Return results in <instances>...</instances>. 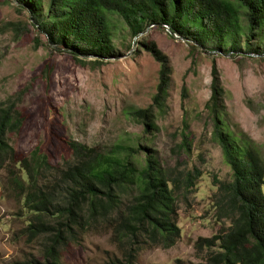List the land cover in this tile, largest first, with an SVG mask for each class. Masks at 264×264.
I'll return each instance as SVG.
<instances>
[{"label": "trees", "instance_id": "16d2710c", "mask_svg": "<svg viewBox=\"0 0 264 264\" xmlns=\"http://www.w3.org/2000/svg\"><path fill=\"white\" fill-rule=\"evenodd\" d=\"M12 1L27 10L31 24L48 44L97 63L117 57L113 15L133 37L150 25H166L195 48L232 55L264 53V0ZM140 44L159 64L158 83L151 103L131 115L146 131H154L158 129L155 109L161 113L167 106L172 67L155 42ZM223 95L213 64L204 107L212 122V139L231 171L229 181L215 180L213 202L216 220L228 221V225L195 240L194 252L201 262L177 259L178 264H264V158L251 138L229 129ZM183 122L178 147L189 152L188 124ZM22 126L19 110L0 108L2 189L28 212L20 234L27 242L40 241L42 261L36 263L63 264L62 253L80 245L88 232L109 233L120 253L109 264H136L143 248L175 245L180 238L178 202L192 191L201 176L198 169L162 167L154 153L141 157L139 146L131 144L104 149L71 138L66 141L68 157L53 164L39 144L26 155L16 151L9 135Z\"/></svg>", "mask_w": 264, "mask_h": 264}, {"label": "rangeland", "instance_id": "374dc122", "mask_svg": "<svg viewBox=\"0 0 264 264\" xmlns=\"http://www.w3.org/2000/svg\"><path fill=\"white\" fill-rule=\"evenodd\" d=\"M111 19L117 57L97 63L48 44L31 24L27 10L12 0H0V108L8 106L23 115V126L9 135L10 143L20 155L39 144L51 163L58 165L69 155L66 141L70 138L104 149L131 144L139 146L141 157L154 153L162 167L198 169L201 176L192 191L178 202L180 238L168 249L143 248L136 264L201 262L194 252L195 240L228 225L215 218V180L231 179L220 146L212 139V122L204 107L210 96L211 67L215 65L224 89L229 129L251 138L264 158V53L232 55L195 48L158 25L133 37L120 18L113 15ZM143 41L155 42L172 67L167 106L161 113L155 109L158 129L154 131H146L131 115L151 103L158 83L159 64L141 46ZM184 119L189 152L178 147ZM4 177L1 171L0 264H39L40 241L27 242L20 234L28 212L3 191ZM109 237V233L88 232L80 245L62 253L61 261L109 264L120 257Z\"/></svg>", "mask_w": 264, "mask_h": 264}, {"label": "water", "instance_id": "95a60500", "mask_svg": "<svg viewBox=\"0 0 264 264\" xmlns=\"http://www.w3.org/2000/svg\"><path fill=\"white\" fill-rule=\"evenodd\" d=\"M166 29H167V31L169 32L170 35L175 36V37H180V36L176 35L175 33L171 32V31L168 29V27H167Z\"/></svg>", "mask_w": 264, "mask_h": 264}, {"label": "built area", "instance_id": "2783aa9c", "mask_svg": "<svg viewBox=\"0 0 264 264\" xmlns=\"http://www.w3.org/2000/svg\"><path fill=\"white\" fill-rule=\"evenodd\" d=\"M153 26V25H152ZM164 28H167V26L166 25H164Z\"/></svg>", "mask_w": 264, "mask_h": 264}]
</instances>
